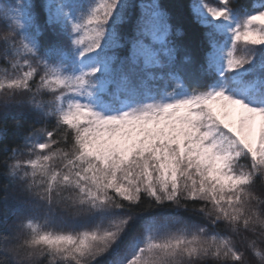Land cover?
Instances as JSON below:
<instances>
[{
    "label": "snow or ice",
    "instance_id": "snow-or-ice-1",
    "mask_svg": "<svg viewBox=\"0 0 264 264\" xmlns=\"http://www.w3.org/2000/svg\"><path fill=\"white\" fill-rule=\"evenodd\" d=\"M0 264H264V0H0Z\"/></svg>",
    "mask_w": 264,
    "mask_h": 264
}]
</instances>
